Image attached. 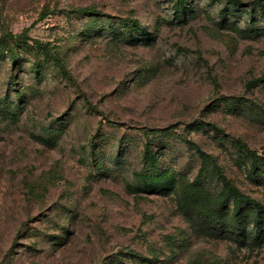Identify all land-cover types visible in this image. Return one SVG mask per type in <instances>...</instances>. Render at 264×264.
<instances>
[{
	"label": "rangeland",
	"instance_id": "1",
	"mask_svg": "<svg viewBox=\"0 0 264 264\" xmlns=\"http://www.w3.org/2000/svg\"><path fill=\"white\" fill-rule=\"evenodd\" d=\"M177 1L0 0V264H264L185 215L264 205V0Z\"/></svg>",
	"mask_w": 264,
	"mask_h": 264
},
{
	"label": "trees",
	"instance_id": "2",
	"mask_svg": "<svg viewBox=\"0 0 264 264\" xmlns=\"http://www.w3.org/2000/svg\"><path fill=\"white\" fill-rule=\"evenodd\" d=\"M187 0H178L175 8L181 10L185 7ZM264 18V10L262 11ZM15 39L22 42L32 41L35 45L44 49L46 54L53 58L57 65H59L65 72V68L61 60L53 55L49 45L42 44L38 40L28 38L23 35L14 37L13 35H6L5 40ZM221 181L223 183L224 195L219 200H215L202 185L198 182L191 183L185 189V196L189 203L192 204V210L187 208L185 215L189 216L194 222L197 229L203 234L212 237L227 239L234 242L247 239L252 244H259L264 240V205L254 204L251 199L243 195L236 187L231 185L230 181L221 174ZM148 186L155 190L154 185ZM247 203V207L243 208V203ZM232 203V205H231ZM252 220V231L245 232L244 225L247 218Z\"/></svg>",
	"mask_w": 264,
	"mask_h": 264
}]
</instances>
